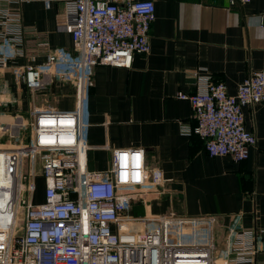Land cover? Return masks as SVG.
I'll list each match as a JSON object with an SVG mask.
<instances>
[{
  "label": "built area",
  "instance_id": "2783aa9c",
  "mask_svg": "<svg viewBox=\"0 0 264 264\" xmlns=\"http://www.w3.org/2000/svg\"><path fill=\"white\" fill-rule=\"evenodd\" d=\"M21 1L0 0V76L13 71L30 97L39 93L42 100L53 84H69L72 106L36 107L30 100L26 113L11 112L18 97L0 82V112L10 109L0 130L17 140L0 147V264H264L256 257L264 229L240 226L236 213L221 235L214 215L127 214L132 203L145 205V194L161 193L166 181L159 168L146 166L142 147L109 148L106 169L86 166L92 67L129 66L133 53L148 52L153 1L61 0L55 22L73 50L57 47L40 63L16 64L9 60L24 52ZM235 1L247 0H229ZM192 75L194 89L176 96L188 100L195 124L180 131L199 135L210 157L246 159L255 137L243 126L241 107L264 103V69L248 71L235 93L197 68ZM25 154L33 162L38 155L39 172L29 169L24 180ZM37 176L43 200L34 203Z\"/></svg>",
  "mask_w": 264,
  "mask_h": 264
},
{
  "label": "crops",
  "instance_id": "0c3cea01",
  "mask_svg": "<svg viewBox=\"0 0 264 264\" xmlns=\"http://www.w3.org/2000/svg\"><path fill=\"white\" fill-rule=\"evenodd\" d=\"M152 1L148 52L133 53L129 66L92 67L86 166L106 169L109 148L142 147L146 166L159 168L166 181L161 193L145 194V205L134 202L127 214L214 215L221 235L236 213L240 226L264 229V103L241 107L243 126L255 142L246 159L236 162L227 154L210 157L199 135L180 131L195 121L188 100L176 96L194 89L196 68L222 80L228 93H235L248 71L264 69V0ZM18 7L24 52L9 63L37 64L49 49L73 50L69 33L55 22L61 0H23ZM0 77L18 97L13 108L25 113L33 100L27 89L13 71ZM49 95L60 100L59 109L72 106L69 84H53ZM33 198L42 202V188ZM259 248L257 261L264 262V233Z\"/></svg>",
  "mask_w": 264,
  "mask_h": 264
},
{
  "label": "rangeland",
  "instance_id": "374dc122",
  "mask_svg": "<svg viewBox=\"0 0 264 264\" xmlns=\"http://www.w3.org/2000/svg\"><path fill=\"white\" fill-rule=\"evenodd\" d=\"M5 86L6 88L10 89V83L9 81L5 83ZM44 96L40 95L39 93H36L34 96H33V100H32V104H34L36 107H50V106H55L56 108L59 107L60 105V100L59 99H56L55 96L53 95H49L46 98V100H42ZM1 110V109H0ZM10 110H6L5 111L2 109V111L0 112V120H5L7 119V114H9ZM13 111H16V109H12L11 112ZM26 113V112H25ZM25 115V114H24ZM15 144H17V140H14L13 138H11L9 135H8V132L5 131V132H2L0 130V147L1 148H11V147H14L16 146ZM34 162L33 160H31V155H27L25 154L24 157L22 158V161H21V170H22V173L24 174V180H25V175H26V172L29 171V169H33V172L34 173H38L39 172V158H38V155L36 154L35 155V158H34ZM23 180V181H24ZM35 184H36V189H35V192L37 191L38 194L39 192L41 191V188H42V179L40 176H37L35 178ZM37 200V198H33V201ZM21 223V220L19 219L17 221V231L19 233L20 231V225Z\"/></svg>",
  "mask_w": 264,
  "mask_h": 264
}]
</instances>
